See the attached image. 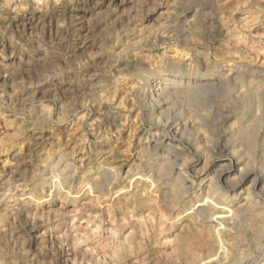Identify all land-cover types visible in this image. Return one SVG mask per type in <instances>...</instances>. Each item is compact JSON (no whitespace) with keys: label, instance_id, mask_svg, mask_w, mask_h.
Instances as JSON below:
<instances>
[{"label":"rangeland","instance_id":"374dc122","mask_svg":"<svg viewBox=\"0 0 264 264\" xmlns=\"http://www.w3.org/2000/svg\"><path fill=\"white\" fill-rule=\"evenodd\" d=\"M236 261L264 264V0H0V264Z\"/></svg>","mask_w":264,"mask_h":264},{"label":"bare ground","instance_id":"6f19581e","mask_svg":"<svg viewBox=\"0 0 264 264\" xmlns=\"http://www.w3.org/2000/svg\"><path fill=\"white\" fill-rule=\"evenodd\" d=\"M172 78V77H171ZM149 81V80H148ZM152 82V81H151ZM161 79L158 78V79H155V82L152 83L150 85V90L148 92H146L145 96L146 97H150V98H154L155 96H158V93L162 91V86H161ZM163 84V83H162ZM198 210H197V213L201 212V211H204V208H203V204H199L198 206ZM196 207V208H197ZM213 212L215 211V208L211 209ZM216 213V212H214ZM262 250V249H261ZM230 261V260H229ZM250 262V261H249ZM240 263V261H236V262H233L232 264H238ZM191 264V263H190ZM231 264V263H230Z\"/></svg>","mask_w":264,"mask_h":264}]
</instances>
